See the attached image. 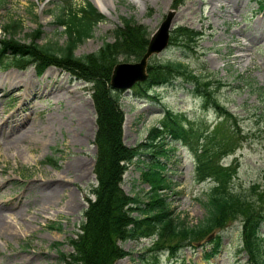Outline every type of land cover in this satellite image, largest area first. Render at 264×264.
I'll return each mask as SVG.
<instances>
[{
  "label": "rangeland",
  "instance_id": "1",
  "mask_svg": "<svg viewBox=\"0 0 264 264\" xmlns=\"http://www.w3.org/2000/svg\"><path fill=\"white\" fill-rule=\"evenodd\" d=\"M70 1L71 7L78 8L82 0L63 2ZM102 1L107 9H98L104 18L94 26L92 35L79 43L76 54L93 51L103 40L112 39L123 15H132L151 34L172 10L168 44L161 52L151 54L149 63L180 57L200 80L211 83L214 95L236 116L233 124L239 145L222 159L229 162L238 158L233 186L240 190L252 181H261L264 9L259 0ZM218 3L222 5L216 7ZM59 5L60 0H0V25L10 17L19 19L16 37L21 42L29 40L27 33L37 26L41 29L40 42H63V27L56 25L54 17ZM179 25L201 32L196 45L176 43L174 34ZM11 57L5 53L3 59ZM135 60L120 57V61ZM5 65L0 66V264H64L59 252L73 249L68 238L80 230L88 200L95 199L97 123L92 84L56 65L47 66L41 74L32 64L22 68ZM219 78L224 85L212 88ZM137 89L133 84L119 90L124 111L122 138L127 145L144 141L166 106L183 111L199 130L212 128L219 119L213 108L203 107L200 96L191 90L192 84L180 77L148 94ZM36 92L38 95H34ZM168 141L164 145L166 154L159 157L164 164L161 173L169 185L157 192L174 215L195 223L204 214L201 199L211 182L194 179V153L187 145ZM154 158L153 154H141L127 163L121 181L125 192L138 195L144 202L149 201L153 183L152 176L143 171L151 169ZM245 193L249 194L248 189ZM240 229L239 219L222 227L220 250L208 259L203 257L209 250L208 241L185 245L172 254L167 249L151 250L149 237L119 240L127 254L115 259L114 264H250L245 252L237 251L242 244ZM54 241L62 243L54 247Z\"/></svg>",
  "mask_w": 264,
  "mask_h": 264
},
{
  "label": "trees",
  "instance_id": "2",
  "mask_svg": "<svg viewBox=\"0 0 264 264\" xmlns=\"http://www.w3.org/2000/svg\"><path fill=\"white\" fill-rule=\"evenodd\" d=\"M71 3H68L70 6L60 3L58 12L54 14L56 25L63 27V42L57 39L40 42L39 26L27 33L29 40L21 42L16 37L21 26L19 19L10 17L0 25V66L6 64L5 67L14 65L21 68L30 63L37 73H42L53 64L92 84L97 123L93 166L97 179L93 188L95 199L88 200L80 230L68 238L73 249L66 253L60 251V260L64 264H114L115 259L127 254L119 240L143 236L152 240L151 250L168 249L173 254L213 228H222L239 219L242 244L237 251H244L250 264H264V168L261 181H252L247 187L237 190L232 184L239 165L237 158L229 163L220 161L222 156L234 152L239 145L233 124L235 113L214 95L211 83L200 80L199 74L194 73L185 61L178 57L163 58L156 63H148V78L136 84L137 90L147 92L155 86L172 84L180 77L192 84V91L200 95L203 107L213 108L219 119L212 128L199 130L190 124L183 111L166 106L159 122L149 128L144 141L135 146L124 143V111L119 101V89L109 84L110 75L120 57L137 59L142 55L150 32L132 15H123L112 32V39L103 40L93 51L76 54L79 43L92 35L94 26L104 15L90 0L80 1L78 8L71 7ZM259 5L264 8V0H259ZM199 34L200 31L193 27L179 25L174 40L184 47L195 45ZM5 53L12 57L3 59ZM224 83L219 78L212 88L219 89ZM169 139L178 140L193 151L195 180L211 181L201 199L204 214L195 223L189 224L179 215H174L164 197L157 192L158 188L169 185L161 173L163 164L158 159L161 153H166L164 145ZM141 154L155 155L149 164L151 169L143 171V174L152 176L153 183L146 202L138 195L128 194L121 186L127 163ZM246 189L249 194L245 193ZM253 194L255 197L251 196ZM221 242V235L216 234L209 241L210 250L204 251V257L217 253ZM60 243L54 241L52 246Z\"/></svg>",
  "mask_w": 264,
  "mask_h": 264
},
{
  "label": "water",
  "instance_id": "3",
  "mask_svg": "<svg viewBox=\"0 0 264 264\" xmlns=\"http://www.w3.org/2000/svg\"><path fill=\"white\" fill-rule=\"evenodd\" d=\"M172 16L173 11L169 10L157 29L150 35L146 49L138 60L131 62L120 61L113 66L110 76V85L112 87L127 89L134 82L144 80L147 77V59L152 53L160 52L167 45ZM217 229L218 228L213 229L202 240L214 235ZM199 242L200 241H194L195 244Z\"/></svg>",
  "mask_w": 264,
  "mask_h": 264
},
{
  "label": "bare ground",
  "instance_id": "4",
  "mask_svg": "<svg viewBox=\"0 0 264 264\" xmlns=\"http://www.w3.org/2000/svg\"><path fill=\"white\" fill-rule=\"evenodd\" d=\"M220 1V0H219ZM95 2V4L98 6V8H100V9H107V7L105 6V3L102 1V0H95L94 1ZM176 2V1H175ZM180 2V1H179ZM222 5V3H218L217 5H216V7H220ZM226 5V4H225ZM172 6H174V5H172ZM182 12V11H181ZM45 87V86H44ZM0 88H1V86H0ZM34 95H38V92H36ZM57 184H55L54 186H52V188L51 189H54L55 188V186H56Z\"/></svg>",
  "mask_w": 264,
  "mask_h": 264
}]
</instances>
